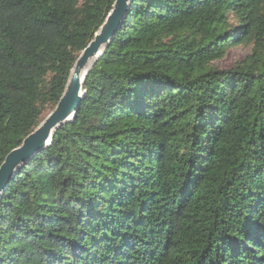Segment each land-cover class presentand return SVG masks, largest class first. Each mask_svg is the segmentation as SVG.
<instances>
[{"label":"trees","instance_id":"trees-1","mask_svg":"<svg viewBox=\"0 0 264 264\" xmlns=\"http://www.w3.org/2000/svg\"><path fill=\"white\" fill-rule=\"evenodd\" d=\"M114 2L0 0V165ZM82 90L0 198V264H264V0H131Z\"/></svg>","mask_w":264,"mask_h":264},{"label":"water","instance_id":"water-1","mask_svg":"<svg viewBox=\"0 0 264 264\" xmlns=\"http://www.w3.org/2000/svg\"><path fill=\"white\" fill-rule=\"evenodd\" d=\"M130 2L131 0H115L104 23L77 58L55 108L32 133L23 139L19 147L5 156L0 165V198L17 169L32 156L43 151L50 144L53 132L74 118L84 93L82 84L85 76L81 79V72L90 60L95 61L101 56L104 47L118 32L127 15Z\"/></svg>","mask_w":264,"mask_h":264},{"label":"rangeland","instance_id":"rangeland-1","mask_svg":"<svg viewBox=\"0 0 264 264\" xmlns=\"http://www.w3.org/2000/svg\"><path fill=\"white\" fill-rule=\"evenodd\" d=\"M249 52V49L243 44L232 45L228 47L223 57L213 63L220 70L229 69L235 62L240 61ZM51 110L47 109L43 114V120L50 114Z\"/></svg>","mask_w":264,"mask_h":264},{"label":"bare ground","instance_id":"bare-ground-1","mask_svg":"<svg viewBox=\"0 0 264 264\" xmlns=\"http://www.w3.org/2000/svg\"><path fill=\"white\" fill-rule=\"evenodd\" d=\"M93 62L94 60H90L87 66L85 67V69L81 72V79L84 78V76L86 75L88 69L90 68Z\"/></svg>","mask_w":264,"mask_h":264}]
</instances>
